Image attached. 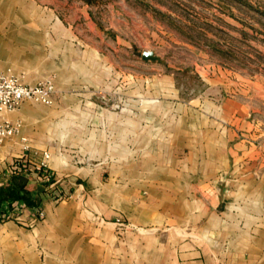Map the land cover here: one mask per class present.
I'll return each mask as SVG.
<instances>
[{"label":"crops","instance_id":"obj_1","mask_svg":"<svg viewBox=\"0 0 264 264\" xmlns=\"http://www.w3.org/2000/svg\"><path fill=\"white\" fill-rule=\"evenodd\" d=\"M100 10L0 0V70L54 87L6 115L0 188L21 176L37 202L0 209V264H264V79L166 61Z\"/></svg>","mask_w":264,"mask_h":264},{"label":"rangeland","instance_id":"obj_2","mask_svg":"<svg viewBox=\"0 0 264 264\" xmlns=\"http://www.w3.org/2000/svg\"><path fill=\"white\" fill-rule=\"evenodd\" d=\"M45 1L60 7L69 0ZM98 1L108 23H125L135 33L139 29L137 35L151 46L154 37L155 47L166 61L188 66L200 54H213L227 58L234 69L264 79V0ZM24 104L47 107L30 101Z\"/></svg>","mask_w":264,"mask_h":264},{"label":"built area","instance_id":"obj_3","mask_svg":"<svg viewBox=\"0 0 264 264\" xmlns=\"http://www.w3.org/2000/svg\"><path fill=\"white\" fill-rule=\"evenodd\" d=\"M53 85L50 81L42 82L36 86H27L22 84L14 75L0 70V145L19 133L20 124L10 123L6 115L14 112L27 101L49 106L52 104ZM47 159L45 155L43 160L33 166V169L39 173L42 182L50 181L51 175L47 172ZM0 173V177H1ZM19 206L16 205L17 209ZM1 219H9L6 212L0 213Z\"/></svg>","mask_w":264,"mask_h":264},{"label":"trees","instance_id":"obj_4","mask_svg":"<svg viewBox=\"0 0 264 264\" xmlns=\"http://www.w3.org/2000/svg\"><path fill=\"white\" fill-rule=\"evenodd\" d=\"M37 191L34 186L27 184L21 176H14L10 182L0 188V209L5 204L19 203L24 206H34L37 202Z\"/></svg>","mask_w":264,"mask_h":264},{"label":"water","instance_id":"obj_5","mask_svg":"<svg viewBox=\"0 0 264 264\" xmlns=\"http://www.w3.org/2000/svg\"><path fill=\"white\" fill-rule=\"evenodd\" d=\"M87 1L89 2L90 0H87ZM141 58H142V60H143L144 62H149V61H151V62H163V61L161 60V58H160L159 56H157V55H156L154 52H152V51L144 52V53L142 54Z\"/></svg>","mask_w":264,"mask_h":264}]
</instances>
